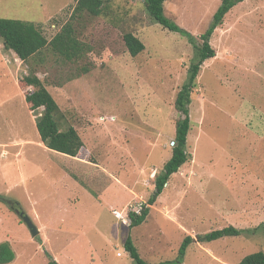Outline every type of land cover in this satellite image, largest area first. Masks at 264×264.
Listing matches in <instances>:
<instances>
[{"label":"rangeland","instance_id":"374dc122","mask_svg":"<svg viewBox=\"0 0 264 264\" xmlns=\"http://www.w3.org/2000/svg\"><path fill=\"white\" fill-rule=\"evenodd\" d=\"M76 3L0 0V17L35 21L51 39ZM220 3L166 0L165 14L201 43ZM103 6L100 15L74 19L90 46L84 58L67 62L47 49L31 63L59 104L61 128L73 125L82 138L75 157L41 142L17 84L30 66L0 38V242L14 249L12 264H49L46 251L59 264H137L125 248L128 233L147 263L166 264L177 260L186 235L228 225L249 233L193 241L181 264H238L264 251V0L238 3L214 31L216 56L201 65L189 105L192 159L131 228L128 212L148 202L154 175L172 155L181 116L175 101L195 48L154 22L143 0ZM126 32L145 45L136 56ZM21 211L37 225L35 237Z\"/></svg>","mask_w":264,"mask_h":264},{"label":"trees","instance_id":"16d2710c","mask_svg":"<svg viewBox=\"0 0 264 264\" xmlns=\"http://www.w3.org/2000/svg\"><path fill=\"white\" fill-rule=\"evenodd\" d=\"M145 7L154 22L159 23L170 31H176L185 35L188 41L195 48L194 60L189 69V77L182 89L178 92L175 107L180 118L176 122L175 143L172 145V155L164 163L163 168L154 175V191L148 202L143 204L139 211L131 210L128 212L130 228L142 224L149 215L151 206L162 194L165 184L170 177L179 171L180 167L192 159V154L187 150L188 133L191 127L189 105L191 94L197 86V77L201 65L209 58L216 56V50L211 45L210 40L214 31L222 25L226 14L238 3L244 0H221V3L213 15V19L201 34L202 42H198L197 36L186 28L177 24L165 14L166 0H143ZM104 0H77L71 14V18L66 21L59 31L51 38H47L40 24L35 21L0 17V38L7 50L14 51L22 60V63L30 66V72L19 80L20 86L25 89V99L35 112L36 126L40 135L41 142L53 151H57L70 156H77L84 143L78 132L73 126L69 125L63 130L60 125V107L53 94L47 88L44 80L40 78L35 69H31L34 60H40V55L45 50H51L62 57L67 62H77L84 58L90 51L88 43L80 39L77 28L74 24L76 17L84 13L100 15L103 11ZM124 41L129 53L132 56L138 55L144 50V43L132 32L124 34ZM33 68L36 67L33 64ZM89 70L86 66L81 67V71L86 73ZM33 87L29 90V87ZM245 229L234 225L214 229L198 236V242L212 241L228 235H239ZM249 233V231H248ZM194 241V237L186 235L179 248V256L175 262L169 261L166 264H181L186 254L187 248ZM125 248L137 264H149L141 256L134 245L131 235L125 241ZM15 251L9 241L0 242V263L7 264L15 259ZM49 264H59L56 259L46 251ZM163 264V263H158ZM238 264H264V251H255L246 255Z\"/></svg>","mask_w":264,"mask_h":264},{"label":"water","instance_id":"95a60500","mask_svg":"<svg viewBox=\"0 0 264 264\" xmlns=\"http://www.w3.org/2000/svg\"><path fill=\"white\" fill-rule=\"evenodd\" d=\"M166 185H167V183L165 184V186ZM21 217H22L23 221L29 227L32 236L35 237L36 235H38L39 229H38L37 225L33 222L32 218L28 214H25L23 211H21Z\"/></svg>","mask_w":264,"mask_h":264},{"label":"crops","instance_id":"0c3cea01","mask_svg":"<svg viewBox=\"0 0 264 264\" xmlns=\"http://www.w3.org/2000/svg\"><path fill=\"white\" fill-rule=\"evenodd\" d=\"M13 52H14V51H13ZM14 53H15V52H14ZM6 68H7V67H6ZM1 72H2V71H0V73H1ZM17 84H19V80H17ZM72 157H75V156H72ZM193 170H194V169H193ZM194 172L196 173V171H194ZM167 184H168V182H167ZM195 241L198 242V241H197V238H194V242H195ZM44 243H45V242H44ZM119 253H120V252H118L117 255H119ZM15 254H16V253H15ZM120 255H121V254H120ZM46 256H47V255H46ZM15 258H16V255H15ZM54 259H55V258H54ZM14 261H15V259H14L11 263H9V264H12Z\"/></svg>","mask_w":264,"mask_h":264},{"label":"built area","instance_id":"2783aa9c","mask_svg":"<svg viewBox=\"0 0 264 264\" xmlns=\"http://www.w3.org/2000/svg\"><path fill=\"white\" fill-rule=\"evenodd\" d=\"M136 211H139V210H136ZM115 214H116V217H120V213L118 212V210L116 211L115 210ZM122 217V216H121ZM123 219V218H122ZM123 221V220H122ZM121 253H119V255H120Z\"/></svg>","mask_w":264,"mask_h":264},{"label":"flooded vegetation","instance_id":"af4514ba","mask_svg":"<svg viewBox=\"0 0 264 264\" xmlns=\"http://www.w3.org/2000/svg\"><path fill=\"white\" fill-rule=\"evenodd\" d=\"M20 216H21V212H19Z\"/></svg>","mask_w":264,"mask_h":264}]
</instances>
